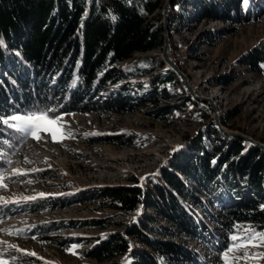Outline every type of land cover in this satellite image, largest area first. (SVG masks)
<instances>
[{
	"label": "rangeland",
	"instance_id": "rangeland-1",
	"mask_svg": "<svg viewBox=\"0 0 264 264\" xmlns=\"http://www.w3.org/2000/svg\"><path fill=\"white\" fill-rule=\"evenodd\" d=\"M175 1L181 6L174 8ZM201 3L202 0H171L169 5L174 9L175 21L169 31L168 18L169 43L173 46L169 57L185 75L187 86L176 76L178 85L170 96H158L155 103L146 102L130 113L56 116L62 117L64 131L70 132L71 138L53 143L50 136L41 133L39 142L28 138L11 148L7 159L12 163L6 159L0 169L4 176L12 177L5 182L6 187L0 188V197L10 201L9 210L15 211L0 220V256L8 264H123L125 257L100 262L87 257V252L98 239L121 230L130 217L113 209L109 200L80 203L73 194L129 186L136 181L142 186L173 161L180 150L193 149L200 140L205 144L209 127L217 123L226 131L264 145V65L256 73L242 64L245 54L264 43V0H238L241 22L199 20L197 6ZM163 45L164 40L162 45L132 58L140 64L151 57L162 61ZM163 64L132 81L163 75L168 68ZM128 88L133 100L145 90L132 83ZM111 90L113 86L108 85L104 96ZM157 108L166 113H153ZM104 136L119 137L107 142L101 140ZM14 169L26 174L13 177ZM183 179L191 186L188 203L202 217V229L195 238L181 235L179 240L210 264H225V253L231 264L264 261V244L227 252L233 235L250 234L245 229L264 232V227L246 224L228 233L216 220L229 198L238 201L243 191H230L228 195L210 185ZM62 195H67L64 206L47 207L46 198ZM26 197L33 199L25 200ZM156 219L160 227H169L167 222ZM92 221L101 224L95 226ZM10 244L21 251L8 249ZM73 246L75 254L69 252ZM244 251L250 257L256 255L242 257Z\"/></svg>",
	"mask_w": 264,
	"mask_h": 264
},
{
	"label": "trees",
	"instance_id": "trees-1",
	"mask_svg": "<svg viewBox=\"0 0 264 264\" xmlns=\"http://www.w3.org/2000/svg\"><path fill=\"white\" fill-rule=\"evenodd\" d=\"M165 1L0 0V116L23 115L36 108L55 109L49 112L54 117L125 114L146 102L155 103L158 96H170L178 79L169 68L163 75L132 81L164 66L155 57L141 64L132 57L162 45L160 10ZM177 6L181 3L175 1L173 7ZM173 7L168 8L169 31L175 23ZM197 9L199 20L241 22L242 18L238 0H202ZM242 64L261 72L264 43L245 54ZM131 83L145 89L135 100L130 97ZM108 85L113 90L104 96ZM117 137L100 138L111 142ZM0 139L19 143L4 133ZM0 151L9 154L11 148L4 143ZM179 152L142 186L136 181L73 194L80 203L109 200L113 209L130 217L121 230L98 239L87 257L100 262L125 257L123 264H210L179 240L181 235L195 238L202 229V217L188 203L191 186L183 177L228 195L243 191L240 200L229 198L221 208L216 220L223 230L233 233L246 224L264 227V151L211 126L205 144L200 140L195 148ZM7 157L0 161V169ZM66 198H46L47 207L64 206ZM11 206L0 205V220L15 213ZM156 217L169 227H160Z\"/></svg>",
	"mask_w": 264,
	"mask_h": 264
},
{
	"label": "snow or ice",
	"instance_id": "snow-or-ice-1",
	"mask_svg": "<svg viewBox=\"0 0 264 264\" xmlns=\"http://www.w3.org/2000/svg\"><path fill=\"white\" fill-rule=\"evenodd\" d=\"M112 19L115 20L116 17L113 16ZM0 43H2V41H0ZM54 110L55 109L49 108H36L35 110L28 111L23 115L12 114L8 116H0V133H4L7 136L12 137L13 140H18L20 142H23L28 138L39 142L42 139L41 133H44L50 136L51 142L62 143L64 139L71 138L72 134L70 132L64 131V125L61 123L62 117H54L49 115V112ZM93 135H96V133H93ZM4 143H7L8 148L14 149V144L12 142L0 139V145ZM7 155L8 154L6 152L0 151V161L4 160ZM7 163L11 164L12 160L7 159ZM25 174L26 173L19 169H14L12 176L16 177ZM10 179H12V177H6L0 173V188L6 187L5 182ZM27 199L33 198L26 197L25 200ZM11 202L15 203L16 201ZM8 203H10V201L0 197V205H7ZM244 231L250 234L246 236L233 235L231 237L232 244L229 245L227 252H236L240 251L241 249H246L249 246L257 247L261 244H264V232L257 233L254 229H245ZM7 248L15 249L17 252L21 251L19 248H16L15 245L11 244L7 245ZM75 248L76 246H73L71 249H69V252L71 254H75ZM27 255L34 256L35 253H27ZM255 255L256 254H251L250 257V254L247 251L242 253V257L252 258ZM261 256L264 258V254H261ZM223 259L225 264H231L227 253L223 255ZM0 264H8V261L0 256Z\"/></svg>",
	"mask_w": 264,
	"mask_h": 264
},
{
	"label": "water",
	"instance_id": "water-1",
	"mask_svg": "<svg viewBox=\"0 0 264 264\" xmlns=\"http://www.w3.org/2000/svg\"><path fill=\"white\" fill-rule=\"evenodd\" d=\"M171 0H168V2H166L163 7H162V17H163V28H164V32H163V37H164V45H163V49H162V61L165 63V65L170 68L177 77H180L183 79L185 85L187 86V79L185 77V75L180 71V69L178 68V66L174 63V61L169 57L170 54V43H169V35H168V15H167V9L170 5ZM216 128L220 131H222L224 134H226L227 136L230 137H239L243 140H245L247 143H250L256 147H258L260 150L264 151V145L251 139L248 137H245L243 135H239V134H235V133H231L229 131H226L225 129H223L218 123L216 124Z\"/></svg>",
	"mask_w": 264,
	"mask_h": 264
}]
</instances>
